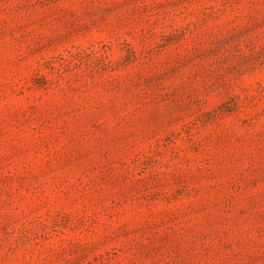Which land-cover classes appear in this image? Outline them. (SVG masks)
Listing matches in <instances>:
<instances>
[{"label":"rangeland","instance_id":"1","mask_svg":"<svg viewBox=\"0 0 264 264\" xmlns=\"http://www.w3.org/2000/svg\"><path fill=\"white\" fill-rule=\"evenodd\" d=\"M0 264H264V0H0Z\"/></svg>","mask_w":264,"mask_h":264}]
</instances>
